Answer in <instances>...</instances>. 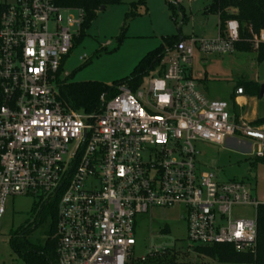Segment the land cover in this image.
<instances>
[{
    "label": "built area",
    "instance_id": "1",
    "mask_svg": "<svg viewBox=\"0 0 264 264\" xmlns=\"http://www.w3.org/2000/svg\"><path fill=\"white\" fill-rule=\"evenodd\" d=\"M58 1L0 0V225L9 199L31 198L55 207L56 264H128L138 220L178 207L191 246L254 255L257 200L243 181L200 171L195 144L240 139L262 159L264 126L236 118L232 104L209 99L189 75L195 53H235L238 22L218 21L213 39H181L160 74L135 91L118 86L87 114L59 100V70L83 11ZM70 11L79 19L62 16ZM249 43L257 52L264 30ZM243 208L253 216L238 217Z\"/></svg>",
    "mask_w": 264,
    "mask_h": 264
},
{
    "label": "rangeland",
    "instance_id": "2",
    "mask_svg": "<svg viewBox=\"0 0 264 264\" xmlns=\"http://www.w3.org/2000/svg\"><path fill=\"white\" fill-rule=\"evenodd\" d=\"M133 2L136 0H125L122 5L98 11L63 63L59 82H99L112 86L129 77L141 58L159 47L164 38L177 37L178 34L184 39L216 37L218 18L204 13L212 0H175L173 9L167 0H145L146 13L141 11L139 17L125 21ZM62 16L79 19L75 11ZM124 25L126 30L119 40ZM256 53L236 51L229 56L195 53L192 77L209 99L230 104L235 99L236 87L245 85L243 112L246 118H264V93L260 97L264 87V60L258 62ZM83 56L86 59L79 60ZM250 125L263 126L259 121L250 122ZM248 144L240 139L223 145L197 143L195 160L197 168L212 172L217 182L243 181L260 205L264 204V165L251 156ZM33 202L31 198L7 201L0 225V264H24L12 251L9 239L12 231L31 220ZM240 212L238 217L241 218H250L254 213L250 208L240 209ZM183 218L178 207L152 210L141 217L136 229L135 258L128 264H216L195 254V247L186 240ZM48 228L47 218L28 235L27 240L43 244Z\"/></svg>",
    "mask_w": 264,
    "mask_h": 264
},
{
    "label": "trees",
    "instance_id": "3",
    "mask_svg": "<svg viewBox=\"0 0 264 264\" xmlns=\"http://www.w3.org/2000/svg\"><path fill=\"white\" fill-rule=\"evenodd\" d=\"M125 0H59L60 6L80 9L83 11L82 23L80 26L79 37L75 45L84 35V30L96 17L101 7L122 5ZM168 6L173 9L175 0H167ZM129 12L125 15V21L134 20L140 16V12L146 13L145 0H136L129 5ZM205 14L217 16L220 24L227 20H235L240 26V42L236 44V51H252L250 39L252 34H258L264 30V0H212L211 5L204 9ZM183 20V19H182ZM175 21V20H174ZM126 28L121 29L119 40L122 39ZM180 35L177 37L164 38L163 43L148 52L134 67L129 77L124 80L107 86L99 82L68 83L58 81V95L62 104L70 110L84 113L98 112L101 107V98L112 99L117 93V87L127 86L135 91L142 83L143 79L157 71L159 74L163 70L162 62L168 52L172 51L179 42ZM184 39V38H182ZM256 60H264V45L257 51ZM63 69L60 68L59 74ZM58 74V75H59ZM249 84V83H245ZM253 86V85H252ZM243 88L240 84L236 88ZM259 91V90H258ZM236 108V107H235ZM264 125V119L258 120ZM264 165V158L255 159ZM47 218L49 228L47 239L43 244H34L27 240L28 235L37 227L42 225ZM257 247L254 255L237 254L231 247L214 246L198 247L195 246V254L214 261L216 264H264V204L257 207ZM56 212L54 206L38 207L33 206L31 210V220L11 232L9 244L14 254L24 264H56V242L53 239L55 233ZM176 264V263H171Z\"/></svg>",
    "mask_w": 264,
    "mask_h": 264
},
{
    "label": "crops",
    "instance_id": "4",
    "mask_svg": "<svg viewBox=\"0 0 264 264\" xmlns=\"http://www.w3.org/2000/svg\"><path fill=\"white\" fill-rule=\"evenodd\" d=\"M236 52V51H235ZM234 54V53H233ZM192 67L191 69L189 70V75L192 77ZM193 78V77H192ZM241 88V87H240ZM239 88H236L235 90H238ZM243 90V88H242ZM244 90H243V94L242 96L240 97H237L235 96V99L233 100V103H231L233 105V113L235 115L236 118H240V119H243L244 121L250 123V122H254V121H258V120H261V119H264V118H261V119H254V120H248L246 118V115L245 113L243 112L244 110V107H245V99L243 98V95H244ZM236 107V108H235ZM264 126V125H263ZM227 142H230V144L233 143L232 140H229Z\"/></svg>",
    "mask_w": 264,
    "mask_h": 264
},
{
    "label": "water",
    "instance_id": "5",
    "mask_svg": "<svg viewBox=\"0 0 264 264\" xmlns=\"http://www.w3.org/2000/svg\"><path fill=\"white\" fill-rule=\"evenodd\" d=\"M104 9H105L104 7H101L99 11H103ZM181 39H182V38L179 37V41H181ZM263 93H264V87H262V89H261L260 97L263 95ZM242 94H243V90H242V88H239V89L236 90V92H235V96H237V97L242 96Z\"/></svg>",
    "mask_w": 264,
    "mask_h": 264
}]
</instances>
